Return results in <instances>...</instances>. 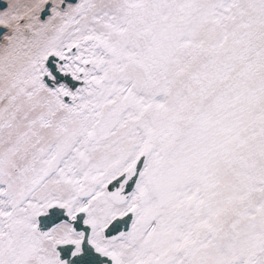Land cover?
Segmentation results:
<instances>
[{
  "label": "snow or ice",
  "instance_id": "snow-or-ice-1",
  "mask_svg": "<svg viewBox=\"0 0 264 264\" xmlns=\"http://www.w3.org/2000/svg\"><path fill=\"white\" fill-rule=\"evenodd\" d=\"M0 264H264V0H0Z\"/></svg>",
  "mask_w": 264,
  "mask_h": 264
}]
</instances>
